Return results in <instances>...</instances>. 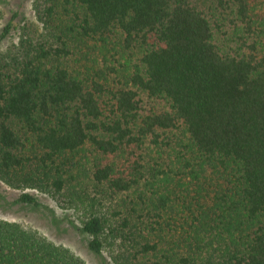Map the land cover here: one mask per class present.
<instances>
[{"label":"trees","instance_id":"trees-1","mask_svg":"<svg viewBox=\"0 0 264 264\" xmlns=\"http://www.w3.org/2000/svg\"><path fill=\"white\" fill-rule=\"evenodd\" d=\"M32 10L0 51L13 203L70 211L98 264H264V0ZM0 264L88 263L0 218Z\"/></svg>","mask_w":264,"mask_h":264},{"label":"rangeland","instance_id":"rangeland-1","mask_svg":"<svg viewBox=\"0 0 264 264\" xmlns=\"http://www.w3.org/2000/svg\"><path fill=\"white\" fill-rule=\"evenodd\" d=\"M0 10L3 14V17L0 19V26L7 20H12L15 25V28L8 37L0 39L1 51L10 41L17 39L19 23L24 19H33L34 13L32 10V0H0ZM28 191L37 196L42 205L40 208L32 209L31 207L13 203V200L19 194V190L9 188L0 183V194L5 198L0 199V218L15 221L23 226L39 230L50 240L68 247L83 257L88 264H98L94 256L85 247L87 240L85 235L77 231L74 225L69 222V220H72L70 211L60 210L44 194L32 190ZM51 209L55 215L63 218L58 227L53 226L50 222Z\"/></svg>","mask_w":264,"mask_h":264}]
</instances>
